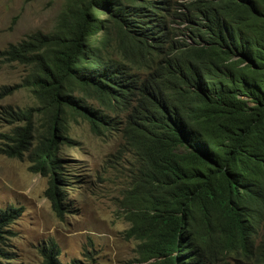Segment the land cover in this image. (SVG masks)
<instances>
[{
	"label": "trees",
	"instance_id": "obj_1",
	"mask_svg": "<svg viewBox=\"0 0 264 264\" xmlns=\"http://www.w3.org/2000/svg\"><path fill=\"white\" fill-rule=\"evenodd\" d=\"M0 57L27 67L36 99L3 107L12 127L0 153L50 177L57 217L70 210L71 117L100 131L108 112L124 113L134 168L120 207L134 264H264V0H67L50 31ZM23 211L0 208V264H13ZM41 253L62 264L54 240Z\"/></svg>",
	"mask_w": 264,
	"mask_h": 264
},
{
	"label": "rangeland",
	"instance_id": "obj_2",
	"mask_svg": "<svg viewBox=\"0 0 264 264\" xmlns=\"http://www.w3.org/2000/svg\"><path fill=\"white\" fill-rule=\"evenodd\" d=\"M67 0H0V51L35 30L50 31ZM27 67L9 63L0 57V90L19 84L12 94L0 99L3 107L27 108L36 105L30 89L22 86ZM98 114L106 113L93 99ZM113 118L100 131L89 119L71 117L70 138L76 145L65 146L70 177L66 186L70 210L63 219L57 217L45 191L49 176L30 170L29 160L0 153V208L23 206L24 211L12 228L15 252L13 264H42L41 249L54 240L62 264L73 259H88L92 264H134L138 256L137 241L125 236L130 224L122 215L120 201L133 170L134 154L121 131L124 113L108 112ZM1 116V113H0ZM42 130V122H38ZM8 125L0 118V132Z\"/></svg>",
	"mask_w": 264,
	"mask_h": 264
}]
</instances>
